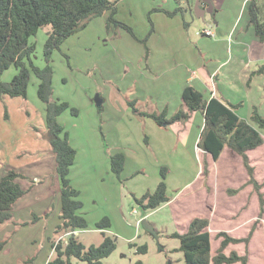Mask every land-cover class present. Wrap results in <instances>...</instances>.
I'll return each mask as SVG.
<instances>
[{"label": "rangeland", "instance_id": "rangeland-1", "mask_svg": "<svg viewBox=\"0 0 264 264\" xmlns=\"http://www.w3.org/2000/svg\"><path fill=\"white\" fill-rule=\"evenodd\" d=\"M113 1L116 19L133 32L108 22V11L67 38L49 61L54 69L52 100H66L77 109V114L66 109L59 121L77 151L69 176L80 190V212L87 218L88 228L71 231L62 225L61 181L45 138V104L37 92L39 79L32 73L27 98L0 100V178L14 168L21 173L18 181L25 189L14 204L12 217L0 223V241L6 242L0 251V264H47L55 256V246L66 245L71 235L86 247L99 245L103 234L95 223L104 216L112 222L104 231L116 242L104 264H184L180 240L173 236L186 229L184 220L194 215L210 219L215 253L220 230L246 236L258 218V194L242 158L227 147L215 161L198 146L204 127L202 112L188 122L168 126L140 114L167 109L168 116L172 115L180 107L187 77L193 78L200 71L187 60L191 51L201 66L210 64L209 59L222 62L231 54L229 43L221 41L226 36L201 33L207 24L196 16L194 0ZM178 6L183 9L174 12ZM231 10L230 15H238L236 26L240 29L247 14L244 9ZM49 31L51 25L42 26L30 39L36 46L32 60L39 67L47 64L44 49ZM207 47L214 49L213 57L203 55ZM256 66L251 64V68ZM16 73L12 65L1 78L10 81ZM252 99L264 102L262 86L261 93ZM246 105L254 107L251 102ZM34 138L38 142L32 145ZM118 151L129 156L121 178L111 169V156ZM248 155L264 193V144ZM204 161L208 175L202 173ZM165 166L168 195L174 200L144 209L136 197L155 190ZM143 219L154 231L144 227ZM142 245L147 246L146 252L139 251ZM233 249L248 253L247 264H264V215L248 247L230 244L226 252ZM71 264L90 263L73 256Z\"/></svg>", "mask_w": 264, "mask_h": 264}, {"label": "trees", "instance_id": "trees-1", "mask_svg": "<svg viewBox=\"0 0 264 264\" xmlns=\"http://www.w3.org/2000/svg\"><path fill=\"white\" fill-rule=\"evenodd\" d=\"M182 9L183 7L178 6L174 12ZM246 10L249 24L253 26L260 40L264 41V0H249ZM108 11L110 12L108 22L121 25L133 32L131 27L116 19L117 9L113 0H0V100L7 96L27 98L31 74L34 73L39 79L37 92L45 104V138L55 156L57 173L61 181L62 225L71 231L86 229L89 225L87 218L80 212L83 206V201L79 198L80 190L73 185L69 176L77 151L70 143L69 132L59 121V116L66 109L70 108L74 114H77V109L66 100H52L54 69L49 61L52 53L60 49L67 38L85 28L92 19ZM45 25H51L44 49L47 64L39 67L32 60L36 46L30 39ZM12 65L17 68V73L10 81L3 80L1 78L3 73ZM182 99L183 105L170 116L167 109L159 113L140 114L150 116L160 126H168L175 122H187L194 112H202L204 127L200 133L198 146L209 153L215 161L220 158L226 147L238 154L248 170L250 182L259 200L258 218L253 222L248 234L237 237L220 230L217 238L221 240L215 253L212 250L208 217L196 215L185 231L174 232L173 236L180 240L179 249L184 253V264L237 262L247 264L248 253L240 254L234 249L227 253L226 248L230 244L238 243H244L248 247L259 220L264 215L262 184L254 176V167L250 164L248 155L249 151L264 144L260 130L264 129V115L260 113L258 107H253L249 121L238 114L240 104H233L218 96L207 98L203 91L192 84L184 87ZM134 111L139 110L134 107ZM126 160L127 155L123 151L111 156V169L119 178L122 176ZM166 170L167 167L162 168L163 177L154 191L136 197L138 204L144 209H155L171 200L165 181ZM202 173L203 175L209 173L207 161H204ZM19 177H22L21 173L12 168L0 178V223L12 217L14 204L25 194V189L18 181ZM111 224L109 216H104L95 223V227L102 230L103 234V241L99 245L92 244L86 247L75 235L69 237L66 245L58 243L55 246V256L49 259L47 264H71L73 256L90 264H104L103 259L116 248L113 237L104 231L110 228ZM5 243L0 241V251ZM139 251L146 252L147 246H140Z\"/></svg>", "mask_w": 264, "mask_h": 264}, {"label": "crops", "instance_id": "crops-1", "mask_svg": "<svg viewBox=\"0 0 264 264\" xmlns=\"http://www.w3.org/2000/svg\"><path fill=\"white\" fill-rule=\"evenodd\" d=\"M194 1H201L199 5L197 4L199 7L197 9L200 15H202L200 9H205L203 17H199L207 24V27H204L203 30L209 28L213 32L212 35L206 34L203 30L201 33L210 37H215L216 32L219 35L226 36V39L223 38L221 41H227L229 43V45L227 44V48L231 54L222 62L209 59L210 64L201 66V60L198 59L197 54L192 50V55L190 58H187V60L196 65V68L200 69V71L195 72L193 78L192 76H188L186 79L187 84L193 83L192 85H195L198 89L203 91L207 98L218 96L223 100L232 102L233 104H240L237 109L238 114L240 115L244 110L243 108H245L246 111L243 114L245 117H243L242 114L240 116L249 121L253 109L250 108L251 106L246 105L248 102L254 104V107L258 106V109L262 111L264 115V102H258L257 100L253 102L254 100L252 99L253 95L261 93V86L264 88V64L261 62L264 60V41L260 40L256 35L253 26L249 24V16L246 10L249 0H210V2L207 0ZM207 9H213V11ZM231 9H244L247 14L246 23L243 27H240V29L236 26L238 15L237 17L235 15H230V12H232ZM207 13H211V17H206ZM207 48V52H203V55H206L207 57L210 55L213 57L214 49L212 47ZM251 64H256L258 67L251 68ZM184 87L180 93V106L183 105L182 92ZM6 100H9L8 96L3 99L2 103ZM5 110L6 109H4L2 113L3 115L5 114ZM197 113L198 112H194L192 118H194ZM43 126L46 130L45 123ZM11 130L14 129L11 128ZM21 130L22 128L20 131ZM260 130L261 132L263 131V129ZM14 131H17V129ZM33 140L32 143L29 141L32 145L34 142L35 144L38 142V139L36 138ZM128 158L129 156L127 155V160ZM172 199L174 200L172 197L169 202L173 201ZM194 216L186 220V222L185 220L183 221L182 225H184L186 229Z\"/></svg>", "mask_w": 264, "mask_h": 264}, {"label": "water", "instance_id": "water-1", "mask_svg": "<svg viewBox=\"0 0 264 264\" xmlns=\"http://www.w3.org/2000/svg\"><path fill=\"white\" fill-rule=\"evenodd\" d=\"M207 1L210 2V0H207ZM200 3H201V1H198V2H197L198 5H199ZM198 5H197V8H199ZM200 10L202 11V15H200L199 12H198V9H196V16H197V17H203V14H204V12H205V9H200ZM207 10H209V11H213V9H207ZM98 100L100 101V99H98ZM99 104H100V102H99ZM143 224H144V227H145L146 229H148V230H150V231H154L153 227L147 222L146 219H143Z\"/></svg>", "mask_w": 264, "mask_h": 264}, {"label": "built area", "instance_id": "built-area-1", "mask_svg": "<svg viewBox=\"0 0 264 264\" xmlns=\"http://www.w3.org/2000/svg\"><path fill=\"white\" fill-rule=\"evenodd\" d=\"M206 34H208V35H212L213 34V32H212V30L211 29H205V30H203Z\"/></svg>", "mask_w": 264, "mask_h": 264}]
</instances>
